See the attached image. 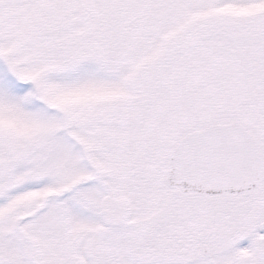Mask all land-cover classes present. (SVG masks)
Returning <instances> with one entry per match:
<instances>
[{"label":"snow or ice","instance_id":"6c2138e0","mask_svg":"<svg viewBox=\"0 0 264 264\" xmlns=\"http://www.w3.org/2000/svg\"><path fill=\"white\" fill-rule=\"evenodd\" d=\"M0 264H264V0H0Z\"/></svg>","mask_w":264,"mask_h":264}]
</instances>
